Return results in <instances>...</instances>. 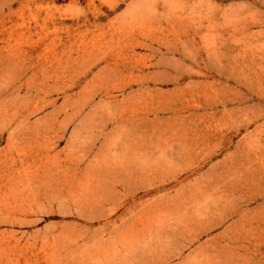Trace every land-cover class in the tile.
<instances>
[{"label":"rangeland","instance_id":"374dc122","mask_svg":"<svg viewBox=\"0 0 264 264\" xmlns=\"http://www.w3.org/2000/svg\"><path fill=\"white\" fill-rule=\"evenodd\" d=\"M0 264H264V0H0Z\"/></svg>","mask_w":264,"mask_h":264}]
</instances>
